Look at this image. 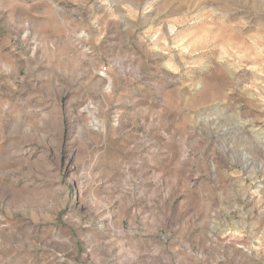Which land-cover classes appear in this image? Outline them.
Listing matches in <instances>:
<instances>
[{
    "label": "rangeland",
    "instance_id": "374dc122",
    "mask_svg": "<svg viewBox=\"0 0 264 264\" xmlns=\"http://www.w3.org/2000/svg\"><path fill=\"white\" fill-rule=\"evenodd\" d=\"M0 264H264V0H0Z\"/></svg>",
    "mask_w": 264,
    "mask_h": 264
}]
</instances>
